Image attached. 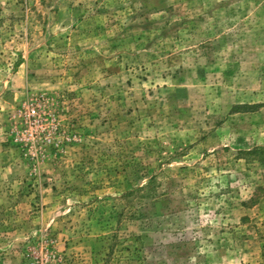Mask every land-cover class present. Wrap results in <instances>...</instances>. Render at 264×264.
<instances>
[{
    "label": "rangeland",
    "instance_id": "374dc122",
    "mask_svg": "<svg viewBox=\"0 0 264 264\" xmlns=\"http://www.w3.org/2000/svg\"><path fill=\"white\" fill-rule=\"evenodd\" d=\"M0 264H264V0H0Z\"/></svg>",
    "mask_w": 264,
    "mask_h": 264
}]
</instances>
